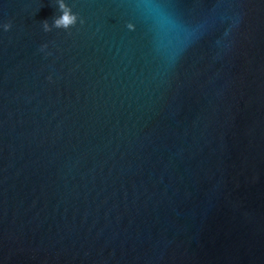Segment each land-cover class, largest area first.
Wrapping results in <instances>:
<instances>
[{"label": "water", "instance_id": "95a60500", "mask_svg": "<svg viewBox=\"0 0 264 264\" xmlns=\"http://www.w3.org/2000/svg\"><path fill=\"white\" fill-rule=\"evenodd\" d=\"M65 2L0 0V264H264V0Z\"/></svg>", "mask_w": 264, "mask_h": 264}, {"label": "clouds", "instance_id": "9594fccd", "mask_svg": "<svg viewBox=\"0 0 264 264\" xmlns=\"http://www.w3.org/2000/svg\"><path fill=\"white\" fill-rule=\"evenodd\" d=\"M169 0H137V6L145 10V12L152 13H161L168 6ZM58 15H55L52 18L51 24L48 20H44L41 23V27L44 32H50L53 29L70 31L78 23H83L82 18L72 10V8L65 2V0H55ZM175 23V21H173ZM9 23H0V29L8 30L10 28ZM128 29H133L134 25L132 23H127ZM185 30L191 31L193 34L196 33V28H190L189 26H184ZM227 35V31L225 32ZM46 47V46H42Z\"/></svg>", "mask_w": 264, "mask_h": 264}]
</instances>
